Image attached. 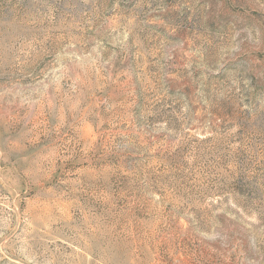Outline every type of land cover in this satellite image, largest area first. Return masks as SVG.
<instances>
[{"label":"rangeland","instance_id":"rangeland-1","mask_svg":"<svg viewBox=\"0 0 264 264\" xmlns=\"http://www.w3.org/2000/svg\"><path fill=\"white\" fill-rule=\"evenodd\" d=\"M0 264H264V0H0Z\"/></svg>","mask_w":264,"mask_h":264}]
</instances>
